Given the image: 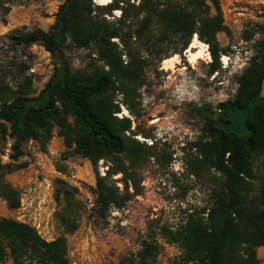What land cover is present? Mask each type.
<instances>
[{"label": "trees", "instance_id": "1", "mask_svg": "<svg viewBox=\"0 0 264 264\" xmlns=\"http://www.w3.org/2000/svg\"><path fill=\"white\" fill-rule=\"evenodd\" d=\"M128 2L97 5L92 0H64L48 32L8 36L12 47L37 44L54 60L50 78L35 96L30 93V78L11 91L3 82L0 63V134L12 140L11 164L0 160V199L8 210L19 208V195L5 176L24 167L16 164L23 144L34 141L45 151L54 131L67 150L92 166L96 215L121 210L129 185L136 181L133 169L145 156L143 148L125 136L130 121L116 116L120 113L117 97L129 108L134 86L140 84L145 62L139 50L154 49L151 40L171 42L172 53L180 55L196 37L208 47L210 72L221 68L219 59L226 51L220 48L217 35L227 34L228 29L219 0H140L136 6ZM9 11L10 0H0L1 22ZM114 12L120 13L118 18H113ZM259 33L257 54L238 77L234 99L218 106L215 122L204 123L201 162L220 180L211 204L188 214L173 229L156 232L148 226L139 249L116 264H156L161 248L158 237L177 247L179 254L172 264H259L256 250L264 247V98L259 95L264 29ZM68 45L92 52L102 66L72 71L63 55ZM237 108H248V134L237 136L215 128L218 122H229ZM101 161L106 167L103 175L98 171ZM117 175H122L121 180L114 179ZM117 183H122L125 194ZM77 195V188L57 181L55 218L62 235L52 241L41 238L28 224L0 218V263L70 264L65 236L78 229L83 206Z\"/></svg>", "mask_w": 264, "mask_h": 264}, {"label": "rangeland", "instance_id": "2", "mask_svg": "<svg viewBox=\"0 0 264 264\" xmlns=\"http://www.w3.org/2000/svg\"><path fill=\"white\" fill-rule=\"evenodd\" d=\"M117 1L124 4L129 1L136 6L140 0ZM63 2L10 0L5 22L0 21V63L3 82L11 91L30 78V93L37 95L52 74L54 60L37 44L12 47L8 36L48 32ZM92 2L106 5L110 0ZM219 2L228 33L217 35L220 48L226 51L219 59L221 68L217 72H210L208 47L197 38L203 52L195 62H189L187 51L195 37L180 55L172 53L171 42L151 40L154 49L139 47V57L145 62L141 81L134 86V101L129 108L121 103V96L117 97L120 113L116 116L130 121L131 129L125 136L129 142H137L145 156L133 169L136 181L129 185L128 199L121 210L96 215L93 168L86 159L67 150L54 131L45 151L34 141L23 144V155L16 164L24 167L5 176V181L18 192L19 208L10 211L0 199V218L30 225L46 241L58 238L62 232L55 218L58 210L55 194L57 181L61 180L78 189L77 198L83 206L78 229L65 236L70 264H116L139 249L148 226L156 232L158 228L173 229L188 214L207 208L220 180L217 173L201 162L199 144L206 138L204 123L215 122L219 118L218 106L234 99L237 79L256 56L262 39L259 32L264 29V0ZM119 15L114 12L112 16ZM113 18L108 17L110 21ZM63 55L72 71L102 66L88 50L68 45ZM171 58L176 62L171 63L170 69H164L163 62ZM2 135L0 160L8 165L12 140ZM105 170V163L99 162V173L103 175ZM121 178L122 175L114 177L117 181ZM117 187L125 194L122 183H117ZM158 242L161 248L156 264H172L179 254L177 247L160 237ZM256 254L259 264H264V247L258 248Z\"/></svg>", "mask_w": 264, "mask_h": 264}, {"label": "water", "instance_id": "3", "mask_svg": "<svg viewBox=\"0 0 264 264\" xmlns=\"http://www.w3.org/2000/svg\"><path fill=\"white\" fill-rule=\"evenodd\" d=\"M259 95L261 98H264V66L261 90ZM248 117V108H237L231 112L229 122H218L215 124V128L222 130L224 133L243 136L249 133V128L246 125Z\"/></svg>", "mask_w": 264, "mask_h": 264}, {"label": "bare ground", "instance_id": "4", "mask_svg": "<svg viewBox=\"0 0 264 264\" xmlns=\"http://www.w3.org/2000/svg\"><path fill=\"white\" fill-rule=\"evenodd\" d=\"M103 5V4H102ZM197 39L195 37V41L191 44L190 46V49L187 51L188 55H189V62L193 63L195 62L197 59H199V56L201 55V53L203 52L202 50V46L201 44L198 46L197 44ZM205 46V45H204ZM193 50H196L193 51ZM176 62V59L175 58H171V59H167L163 62V66H164V69L165 68H168L170 69V66H171V63H175Z\"/></svg>", "mask_w": 264, "mask_h": 264}]
</instances>
